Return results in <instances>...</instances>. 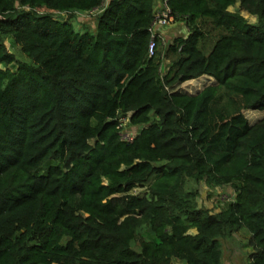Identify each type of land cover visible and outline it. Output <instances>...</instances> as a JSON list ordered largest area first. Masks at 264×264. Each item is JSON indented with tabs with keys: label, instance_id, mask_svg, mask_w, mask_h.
<instances>
[{
	"label": "trees",
	"instance_id": "16d2710c",
	"mask_svg": "<svg viewBox=\"0 0 264 264\" xmlns=\"http://www.w3.org/2000/svg\"><path fill=\"white\" fill-rule=\"evenodd\" d=\"M168 1L187 35L157 0H0V264H222L241 228L264 264V0Z\"/></svg>",
	"mask_w": 264,
	"mask_h": 264
},
{
	"label": "rangeland",
	"instance_id": "374dc122",
	"mask_svg": "<svg viewBox=\"0 0 264 264\" xmlns=\"http://www.w3.org/2000/svg\"><path fill=\"white\" fill-rule=\"evenodd\" d=\"M239 3L235 6H230V10L235 11L239 9ZM241 14L248 18L251 22H256L257 18L244 10H240ZM97 12L91 13H84L81 14L80 24L83 25L85 23H91L95 26L94 18ZM67 16V15H66ZM160 32L164 39H167L168 36L170 39H173L176 36H185L189 33L188 26L185 21L181 20H173L166 26L160 27ZM169 64V60L167 59L164 62L162 67L163 71L165 72L166 66ZM196 81H191L192 84H189V81L186 82L184 88H188L195 91L198 88L203 87V82L199 81V79H195ZM199 81V82H198ZM246 115L248 118L254 122L258 118L261 117L262 112L259 110H247ZM135 130H132V127L129 126L128 122L124 124L123 133H132L134 134ZM188 189H198L199 193L197 196V202L200 207L207 208L212 212L219 211L223 208L228 202H230L235 197V192L232 186L225 185V186H218L215 188L209 187L204 181L201 183H196L193 180H188L187 182ZM143 187H136L134 191L136 193H141L143 191ZM191 233H196L195 228H191L189 230ZM147 237V233L140 232L138 238L134 241V246L138 247L141 239ZM250 238V233L246 228H241L240 230L234 231L228 234L225 237H221V249H222V264H250V257L249 255L253 251V247L248 243ZM179 260H173L171 264H180Z\"/></svg>",
	"mask_w": 264,
	"mask_h": 264
},
{
	"label": "built area",
	"instance_id": "2783aa9c",
	"mask_svg": "<svg viewBox=\"0 0 264 264\" xmlns=\"http://www.w3.org/2000/svg\"><path fill=\"white\" fill-rule=\"evenodd\" d=\"M173 20L175 21L174 13L172 11L171 6L169 5V1L168 0H157V2H156V21L154 22V25L151 27V30L153 31V33L155 34L158 27L166 26L167 24H169ZM155 49H156V42H155V40H152L150 43V48H149L150 55L154 54ZM197 79H199L200 82L201 81L203 82V86L210 84L214 80V78L211 76H202V77L197 78ZM188 81H189V84H192L191 81H196V80L192 79V80H188ZM188 81H185L184 83H182V85L180 87L183 88L184 90L192 92L193 90L188 89V88H184L186 85H188V83H186ZM198 89H200V88H198ZM121 120L122 121L120 123V127H124V124L129 121V118L128 117H122ZM121 133H122L123 138H125L126 140L132 141L134 138V134H132V133L126 134V133H123V130L121 131Z\"/></svg>",
	"mask_w": 264,
	"mask_h": 264
},
{
	"label": "clouds",
	"instance_id": "9594fccd",
	"mask_svg": "<svg viewBox=\"0 0 264 264\" xmlns=\"http://www.w3.org/2000/svg\"><path fill=\"white\" fill-rule=\"evenodd\" d=\"M207 76V75H206ZM212 77V76H211Z\"/></svg>",
	"mask_w": 264,
	"mask_h": 264
}]
</instances>
